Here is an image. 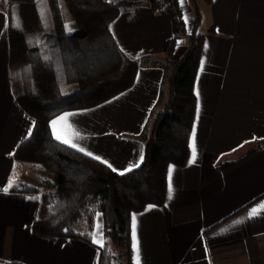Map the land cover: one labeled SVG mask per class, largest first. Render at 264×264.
Wrapping results in <instances>:
<instances>
[{
    "label": "crops",
    "instance_id": "obj_1",
    "mask_svg": "<svg viewBox=\"0 0 264 264\" xmlns=\"http://www.w3.org/2000/svg\"><path fill=\"white\" fill-rule=\"evenodd\" d=\"M109 1L133 3L110 29L120 49L140 61L135 83L98 107L54 118V139L118 174L140 167L146 134L169 99L171 62L187 53L199 11L197 32L205 39L188 162L169 166L163 206L132 213L130 264L137 259L133 216L139 264H264V0H194V6L181 0L183 29L169 2ZM8 27L0 7V264H100L106 240L100 212L90 241L33 232L42 193L30 192L29 164L14 154L35 121L16 101L30 86L22 68L10 67Z\"/></svg>",
    "mask_w": 264,
    "mask_h": 264
},
{
    "label": "trees",
    "instance_id": "obj_2",
    "mask_svg": "<svg viewBox=\"0 0 264 264\" xmlns=\"http://www.w3.org/2000/svg\"><path fill=\"white\" fill-rule=\"evenodd\" d=\"M178 1L163 0L175 7L178 26L183 29ZM10 2L9 64L23 71L29 68L32 76L30 89L17 96L16 101L35 121L32 135L20 144L14 158L40 164L53 174V179L45 183L46 191L30 188V192H41L43 198L33 232L90 241L95 215L100 212L106 239L100 249V264H113L122 256L115 255L118 249L126 253L130 264L132 213L141 212L148 205L163 206L169 166L183 167L188 162L196 114L194 86L205 39L197 32L200 13L196 10L187 53L171 62L169 99L146 134L142 165L127 174H118L56 141L50 123L64 112L98 107L133 87L140 61L120 49L110 29L121 9L133 3ZM175 41L170 43L169 55ZM71 88L74 90L67 93ZM85 217L87 231L80 234L74 226Z\"/></svg>",
    "mask_w": 264,
    "mask_h": 264
},
{
    "label": "rangeland",
    "instance_id": "obj_3",
    "mask_svg": "<svg viewBox=\"0 0 264 264\" xmlns=\"http://www.w3.org/2000/svg\"><path fill=\"white\" fill-rule=\"evenodd\" d=\"M11 0H0V7L6 11V13H8V10L11 8ZM109 1V0H108ZM112 2V1H110ZM121 2V1H119ZM187 2V1H186ZM113 3H117V2H113ZM132 3V2H130ZM161 3H163L162 0H158L156 2V6L160 5ZM179 6L182 8V13H183V7L184 4L181 5V0L178 1ZM194 4V0L192 5ZM194 6V5H193ZM29 69V68H28ZM28 69H24V77L26 79V87L29 85L31 86L32 84V76L31 73ZM74 89L71 88L70 90H68L67 93L72 92ZM20 106V105H19ZM27 163V162H25ZM29 164L30 167V175L33 177L32 181L35 182V184L33 185L32 189H39L41 192L42 191H46V186L45 183L48 180H52L53 179V174L50 173L44 166L40 165V164H34V163H27ZM31 179V178H30ZM74 229L76 232L80 233V234H84V232L86 233L87 231V219L86 217L80 221L77 222L74 226ZM119 253H121L122 256L117 257V260L114 261L113 264H127V255L126 253H124L122 250L118 249L116 250L115 255H120Z\"/></svg>",
    "mask_w": 264,
    "mask_h": 264
},
{
    "label": "snow or ice",
    "instance_id": "obj_4",
    "mask_svg": "<svg viewBox=\"0 0 264 264\" xmlns=\"http://www.w3.org/2000/svg\"><path fill=\"white\" fill-rule=\"evenodd\" d=\"M17 26H19V24H17ZM57 139H60L63 143H66V144H70V146L72 147H76L75 144H72L71 141L69 139H66V138H62L60 136H57L56 137ZM80 150H83V149H80ZM195 133H193V160L195 159ZM143 159V157L141 156V160ZM169 176H171V170H170V173H169ZM6 190V189H5ZM171 184L169 185V199L171 198ZM262 208H264V206H261ZM257 209H253V212H252V215H255L257 213ZM133 248H134V251L136 252V264H139V243H138V240L136 238V218L135 216H133ZM95 242V241H94ZM101 247H103V244H101Z\"/></svg>",
    "mask_w": 264,
    "mask_h": 264
}]
</instances>
